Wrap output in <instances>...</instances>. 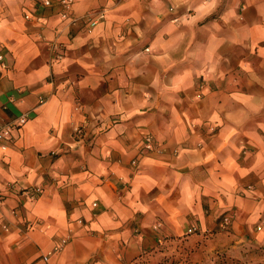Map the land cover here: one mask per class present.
I'll use <instances>...</instances> for the list:
<instances>
[{"label": "crops", "instance_id": "crops-1", "mask_svg": "<svg viewBox=\"0 0 264 264\" xmlns=\"http://www.w3.org/2000/svg\"><path fill=\"white\" fill-rule=\"evenodd\" d=\"M50 1L0 0V123L32 112L0 144V264H158L180 237L264 248V0L247 13L240 0L257 26L248 49L195 89L179 74L206 70L233 0H73L75 22ZM99 10L88 31L83 18ZM205 26L207 43L165 72L179 58L171 46Z\"/></svg>", "mask_w": 264, "mask_h": 264}, {"label": "clouds", "instance_id": "clouds-1", "mask_svg": "<svg viewBox=\"0 0 264 264\" xmlns=\"http://www.w3.org/2000/svg\"><path fill=\"white\" fill-rule=\"evenodd\" d=\"M45 2H47V0H45ZM183 2H185V0H171L173 10L179 8L180 4ZM219 2H222V0H219ZM255 2L256 0H247V3L244 6V12L247 13L248 7ZM209 3L215 8L218 0H209ZM239 6L240 0H233L230 17L228 20L224 21V30L227 33V36L214 43L212 48L206 52L204 57L205 71H196L194 68H187L184 66L189 60L191 55L190 50L195 44L207 43V26H205V30L201 32V39L199 40L196 38L194 29H190L186 35H182L179 38V41L184 42V47L181 48L180 42H176L170 48L171 52L177 54L179 58L172 60L169 56V66L165 67L163 70L167 72L169 67H184V70L179 74L180 82L184 83V88L195 89L197 87L196 78L199 76L205 78V86L207 87V82L211 80L216 73L217 65H222L225 69H228L232 65L233 60L236 59L245 49H248V41L256 30L257 26L249 27L252 22L250 15L246 16L237 12L236 9L239 8ZM210 24L216 27L219 31L221 25L217 24L215 21H210ZM259 39H264V31H261ZM252 47H255V41L252 42ZM193 63L195 64L196 60H194ZM223 76L224 73L221 72L219 78L223 79ZM48 88H51V85H48Z\"/></svg>", "mask_w": 264, "mask_h": 264}, {"label": "rangeland", "instance_id": "rangeland-1", "mask_svg": "<svg viewBox=\"0 0 264 264\" xmlns=\"http://www.w3.org/2000/svg\"><path fill=\"white\" fill-rule=\"evenodd\" d=\"M192 236V235H189ZM211 237L187 240L172 238L163 243L159 252L158 264H225L240 262V264H264V251L252 245L213 247ZM243 248L238 252V248ZM157 252V255L158 253ZM148 261L139 260L133 264H146Z\"/></svg>", "mask_w": 264, "mask_h": 264}, {"label": "built area", "instance_id": "built-area-1", "mask_svg": "<svg viewBox=\"0 0 264 264\" xmlns=\"http://www.w3.org/2000/svg\"><path fill=\"white\" fill-rule=\"evenodd\" d=\"M40 2L42 3L43 6H50L51 5V1L47 0V2H45V0H40ZM59 5L61 7V17L62 19H68L72 22L77 21V18H74L71 16V8L73 5V0H59ZM84 21L87 24L88 27V31H90L97 23H99L100 21H102L104 19V11L103 10H99V11H95L92 12L91 14L86 15L84 18ZM0 66L5 68L6 64L4 61V55L1 51L0 48ZM10 102H14L15 99L13 96H11L9 98ZM45 102L44 97H40L39 99V104H43ZM31 114L32 112L27 111L24 112L22 114H20L15 120L13 121H9V122H1L0 123V144H2L3 148H5V144H7V142L11 139V134H12V129L14 126H23L24 124H26L30 118H31ZM142 152L143 153H148L154 149L157 148V144L154 141V139L150 136V135H145L142 139ZM131 166L133 168H136L137 166V159H134L131 161ZM42 190L39 187L33 188L30 191H24L23 193L28 196L31 199L36 198L39 194H41ZM93 206L95 207L96 205L93 204ZM81 223V221H79ZM231 220L229 217L225 216L222 219V228L223 229H228V227L230 226ZM160 225H156L155 229H159ZM200 230L196 227V226H191L186 230V234L187 235H196L199 234ZM67 243V240H63L62 243L55 248L54 251H61L63 246ZM44 260H47L44 257Z\"/></svg>", "mask_w": 264, "mask_h": 264}, {"label": "trees", "instance_id": "trees-1", "mask_svg": "<svg viewBox=\"0 0 264 264\" xmlns=\"http://www.w3.org/2000/svg\"><path fill=\"white\" fill-rule=\"evenodd\" d=\"M239 250H238V252L239 251H241L243 248H238ZM258 249H260V251L262 250V252L264 251V248H261V247H259ZM133 264V263H132ZM225 264H229V263H225ZM231 264H240V262H233V263H231Z\"/></svg>", "mask_w": 264, "mask_h": 264}]
</instances>
